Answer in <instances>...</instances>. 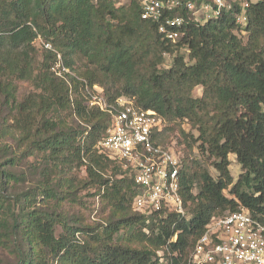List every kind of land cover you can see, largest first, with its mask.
<instances>
[{"label": "trees", "instance_id": "16d2710c", "mask_svg": "<svg viewBox=\"0 0 264 264\" xmlns=\"http://www.w3.org/2000/svg\"><path fill=\"white\" fill-rule=\"evenodd\" d=\"M192 1L198 7L208 2ZM175 17L185 23L173 42L159 32L160 23L143 20L135 4L0 0V97L16 103L15 80H34L42 90L38 99L17 104L20 140H31L32 147L61 166L74 155L79 167H86L87 182L103 193L111 208V219L98 234L35 207V195L25 193L0 219L2 242L18 255L16 264H186L214 218L246 209L264 224V0L230 3L219 15L200 20L178 7L169 13V18ZM38 37L51 43L80 78L102 86L109 100L128 97L137 106L156 111L167 124L157 144H171L175 125H183V130L190 126L189 133L182 132L183 142H200L197 148L214 159L218 176L188 161L177 148L182 153L184 215L133 210L137 195L133 176L96 151L108 115L72 98L79 86L71 90L54 75L56 57L51 51L42 48L40 75L33 77V43ZM182 51L188 53L187 59ZM166 56L172 57L168 68L163 67ZM75 57L84 60L86 72L74 69ZM197 87L203 89L200 97L193 96ZM52 107H71L77 117L90 122L86 137L81 130L47 119ZM229 155L236 156L243 171L237 181L229 170ZM5 176L0 169V179ZM40 191L46 195L45 188ZM122 231L127 233L117 241L115 236ZM83 233L92 235L93 241H82Z\"/></svg>", "mask_w": 264, "mask_h": 264}, {"label": "built area", "instance_id": "2783aa9c", "mask_svg": "<svg viewBox=\"0 0 264 264\" xmlns=\"http://www.w3.org/2000/svg\"><path fill=\"white\" fill-rule=\"evenodd\" d=\"M110 1L117 7L137 5L141 18L160 23L159 32L173 42L180 38L176 30L185 23L182 17L169 18V13L178 7L194 16L205 13L208 15L205 18L217 16L229 8L225 0H211L199 7L192 0ZM244 21L243 17L239 18L240 23ZM36 41L55 55L51 68L54 75L67 83L71 90L78 84L85 105L108 115L109 124L97 149L133 176L137 190L133 210L144 214L167 210L184 215L180 185L182 153L177 150L176 141L167 146L156 143L166 128V121L156 111L137 106L134 99L119 97L109 100L102 86L90 85L67 67L61 53L51 43L41 37ZM186 264H264V224L246 209L214 218Z\"/></svg>", "mask_w": 264, "mask_h": 264}, {"label": "rangeland", "instance_id": "374dc122", "mask_svg": "<svg viewBox=\"0 0 264 264\" xmlns=\"http://www.w3.org/2000/svg\"><path fill=\"white\" fill-rule=\"evenodd\" d=\"M206 1L211 2V0ZM225 1L227 4L247 2V0ZM249 1L257 2V0ZM206 16L208 15L202 12L196 15L199 19ZM237 35L243 41H246L244 34L237 33ZM33 46L35 51L32 52V71L33 77H38L45 53L37 41L33 43ZM182 53L187 59L188 53L186 51H182ZM171 62L172 57L166 56L163 67L168 68ZM73 67L81 74L88 69L84 60L78 57H75ZM14 83L16 87V103L6 102L3 97H0V169L6 174L5 177L0 179V219L8 213V209L13 210L15 208V203L25 193L31 192L36 197L35 207H41L43 210L54 211L62 215L69 224L74 225L76 228H90L100 234L103 227L111 219V208L103 197V193L97 192V189L87 182L86 167H79L78 161L74 160V155H70L67 164L61 166L52 160L48 153L39 152L32 147L31 140H20L21 134L18 130L20 118L16 110L17 104L38 99L37 95H41L42 90L36 87L34 80H15ZM202 91V87L195 88L193 96L200 97ZM72 98L84 101L80 88L73 93ZM46 116L47 119L60 126L83 131L82 138L86 137L91 128V123L77 117L71 107L67 109L52 107L48 110ZM184 130L189 133L191 128L188 125H184ZM184 130L183 125H175L170 135L171 141L181 142L179 146L177 145V148L185 153L188 161L193 160L205 167L212 176H218V172L213 166L214 159L209 156V153L202 154V151L197 148L200 142L196 143L192 140L183 142L182 132ZM191 133L195 138L199 135L196 129H193ZM188 143H190V146H188ZM195 148L197 153L193 152ZM96 151L100 154L97 148ZM229 160L231 162L230 173L234 181H237L243 171L237 163L235 155H229ZM110 174L111 171L109 170L107 175ZM119 177L116 176V179H119ZM40 187L47 190L46 195L40 191ZM126 195L129 197V192ZM226 195L231 197L228 192H226ZM61 232V226L58 225L56 235L59 236ZM126 233L122 231L115 236V239L117 241L120 240L122 235ZM1 236L3 235L0 234ZM91 236L87 233L79 235L82 241L90 243L93 241ZM17 260L18 255L11 253L4 246L1 237L0 264H16Z\"/></svg>", "mask_w": 264, "mask_h": 264}]
</instances>
